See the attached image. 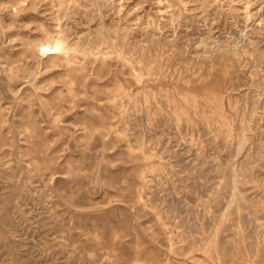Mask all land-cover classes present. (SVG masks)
I'll return each instance as SVG.
<instances>
[{"label":"rangeland","instance_id":"obj_1","mask_svg":"<svg viewBox=\"0 0 264 264\" xmlns=\"http://www.w3.org/2000/svg\"><path fill=\"white\" fill-rule=\"evenodd\" d=\"M0 264H264V0H0Z\"/></svg>","mask_w":264,"mask_h":264},{"label":"bare ground","instance_id":"obj_2","mask_svg":"<svg viewBox=\"0 0 264 264\" xmlns=\"http://www.w3.org/2000/svg\"><path fill=\"white\" fill-rule=\"evenodd\" d=\"M63 36L64 35H61V34H58L57 36H54V37L46 36L45 39L38 41V43L35 44L37 53L39 55L46 56L47 58L52 59V60H59L61 58H69V55L71 51H73V48H71L67 44L66 39Z\"/></svg>","mask_w":264,"mask_h":264}]
</instances>
